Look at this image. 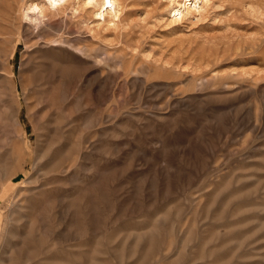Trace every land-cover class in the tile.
<instances>
[{
  "label": "rangeland",
  "instance_id": "374dc122",
  "mask_svg": "<svg viewBox=\"0 0 264 264\" xmlns=\"http://www.w3.org/2000/svg\"><path fill=\"white\" fill-rule=\"evenodd\" d=\"M29 1L0 0V264H264V0H123L86 52L28 43Z\"/></svg>",
  "mask_w": 264,
  "mask_h": 264
},
{
  "label": "bare ground",
  "instance_id": "6f19581e",
  "mask_svg": "<svg viewBox=\"0 0 264 264\" xmlns=\"http://www.w3.org/2000/svg\"><path fill=\"white\" fill-rule=\"evenodd\" d=\"M18 1V0H17ZM166 6L164 13L171 18V22L180 23L183 20L198 19L208 9H212V0H165ZM5 2V1H4ZM30 2V1H29ZM123 0H39L31 1L28 4L27 12L30 14L28 19L32 23L31 27L25 29V38L28 43L34 42L35 44L42 45V47L56 48V47H67L68 48H78L79 51H90L87 45H80L77 43L74 33L71 27L74 24L81 25L85 24L84 14L91 16L95 23L94 29H101L102 25H106L108 28L112 29V32L116 30L120 24L121 17L124 11L125 5H123ZM9 3V0H8ZM14 3V2H13ZM21 3V2H20ZM28 3V2H27ZM6 4V2L4 3ZM25 4V3H24ZM4 6V5H2ZM7 6H11L10 4ZM127 6V5H126ZM17 7V6H16ZM15 7V8H16ZM128 7V6H127ZM4 9V8H3ZM13 9V8H11ZM5 10V9H4ZM16 13V12H14ZM7 14V13H6ZM13 15V14H12ZM7 16V15H5ZM4 17V16H3ZM9 17V16H8ZM7 17V18H8ZM26 17V16H25ZM2 20V16L0 17ZM5 18V17H4ZM6 18V19H7ZM5 19V20H6ZM14 19V18H13ZM46 19V20H45ZM56 19L55 21H53ZM4 20V21H5ZM10 20V19H9ZM170 20V19H169ZM196 21V20H195ZM170 22V21H169ZM178 25V24H177ZM15 26V25H14ZM85 27L89 29V27ZM71 27V28H70ZM107 28V29H108ZM81 29V28H80ZM93 29V30H94ZM92 30V29H91ZM103 30V29H102ZM82 31V30H81ZM108 31V30H107ZM117 32V31H116ZM111 33V32H110ZM114 33V32H113ZM102 35V34H101ZM96 36V35H94ZM109 36V35H108ZM115 36V35H114ZM92 37V36H90ZM104 38V37H103ZM116 38V37H115ZM92 40V39H91ZM107 40V39H106ZM25 41V40H24ZM83 41V40H81ZM110 41V40H109ZM26 42V41H25ZM89 42V41H88ZM103 42V41H102ZM98 43V42H97ZM104 43V42H103ZM118 43V42H117ZM27 44V43H26ZM32 44V45H35ZM125 44V43H124ZM96 45V44H95ZM121 45V44H120ZM98 46V45H97ZM110 46V45H109ZM39 47V46H38ZM119 47V46H118ZM77 49V50H78ZM54 50V49H53ZM76 50V49H75ZM95 50V49H94ZM98 50V48H97ZM101 50V49H100ZM50 51V50H49ZM106 51V50H105ZM109 52V51H108ZM94 53V51L90 52ZM42 54H44L42 52ZM108 55V54H107ZM105 55V56H107ZM126 55V54H124ZM122 55V56H124ZM89 56V55H88ZM103 56V54H102ZM104 56V58H106ZM35 57V56H34ZM44 57V56H43ZM96 57V56H93ZM92 57V58H93ZM117 55L114 57L116 58ZM37 69V68H36ZM8 82V81H7ZM12 88V87H11ZM37 99V98H36ZM40 100V99H39ZM45 101V100H44ZM14 105V104H13ZM38 105V104H37ZM60 107V106H59ZM58 107V108H59ZM51 108V107H49ZM54 108V107H53ZM5 109V108H4ZM46 109V108H45ZM6 110V109H5ZM36 110V109H35ZM55 111V110H54ZM63 111V110H62ZM56 113V112H54ZM57 114V113H56ZM63 114V113H62ZM52 115V114H51ZM9 116V115H8ZM17 123V118L14 119ZM8 118V117H7ZM46 118V116H45ZM51 118V117H50ZM37 119V118H36ZM40 119V118H39ZM58 119V118H57ZM38 120V119H37ZM46 120V119H45ZM50 122V121H49ZM57 122V121H56ZM48 123V120H47ZM37 124V123H36ZM44 124V123H43ZM47 125V124H46ZM51 126V124H50ZM55 126V125H54ZM60 126V125H59ZM47 129V128H46ZM49 130V128H48ZM55 130V129H54ZM57 131V130H56ZM42 132V131H41ZM44 132V131H43ZM48 134V133H47ZM46 134V135H47ZM52 134V133H51ZM58 134V133H57ZM45 136V135H44ZM50 136V135H49ZM40 137V136H39ZM45 139V138H44ZM47 139V138H46ZM40 140V139H39ZM48 140H46L47 142ZM45 142V143H46ZM81 142V141H80ZM58 145V144H57ZM46 146V144H45ZM56 147V146H55ZM59 148V146H58ZM48 149V148H47ZM60 150V148H59ZM55 151V150H53ZM61 152V151H60ZM56 154V153H55ZM58 154V152H57ZM41 155V154H40ZM51 156V154H50ZM40 157V156H37ZM57 157V156H56ZM55 157V158H56ZM65 157V156H64ZM41 158V157H40ZM38 158L37 161L40 160ZM54 158V157H53ZM60 158V157H57ZM56 158V159H57ZM42 160V159H41ZM40 160V161H41ZM52 160V158H51ZM35 160V163L37 162ZM42 162V161H41ZM66 162V161H65ZM44 163V162H43ZM67 163V162H66ZM65 163V164H66ZM51 164V163H50ZM49 164V165H50ZM62 165V163H60ZM64 165V164H63ZM62 165V166H63ZM48 166V163H47ZM61 167L59 164L57 167ZM65 166V165H64ZM66 167V166H65ZM45 168V167H44ZM43 168V169H44ZM64 168V167H63ZM108 169V168H107ZM62 170V169H60ZM56 171V170H55ZM64 171V169H63ZM39 172V171H38ZM61 172V171H59ZM92 172V171H91ZM108 172V171H107ZM57 173V172H56ZM97 173V172H96ZM94 173V174H96ZM106 173V172H105ZM51 175V174H50ZM94 176V175H93ZM96 177V176H95ZM98 177V176H97ZM96 177V178H97ZM35 180V179H34ZM28 181V180H27ZM38 181V180H37ZM45 181V180H44ZM99 181V180H98ZM68 182V181H67ZM93 182V181H92ZM89 183V180H88ZM87 183V184H88ZM58 184V183H57ZM56 184V185H57ZM93 184V183H92ZM53 185V183H52ZM91 185V184H90ZM44 186V185H43ZM47 186V185H46ZM89 186V185H88ZM98 186V185H97ZM28 187V186H27ZM43 188V187H42ZM58 188V187H57ZM83 188V187H82ZM88 188V187H87ZM40 189V188H39ZM99 189V188H98ZM101 189V188H100ZM25 190V189H24ZM30 190V189H29ZM81 190V189H80ZM104 190V189H103ZM19 192V191H18ZM28 192V191H27ZM35 192V191H32ZM17 193V191H16ZM38 194V193H37ZM74 194V193H73ZM29 195V194H28ZM86 195V194H85ZM38 196V195H36ZM61 196V195H60ZM63 196V195H62ZM17 197V196H16ZM19 197V196H18ZM31 198V197H30ZM34 198V197H33ZM88 199V198H87ZM24 200V199H23ZM79 200V199H78ZM33 201V200H32ZM36 201V199H35ZM87 202V200H85ZM23 202V201H22ZM40 202V201H39ZM89 202V201H88ZM42 203V202H41ZM29 205V204H28ZM23 207V206H22ZM39 207V206H38ZM34 209V208H33ZM24 210V208H23ZM91 212V211H90ZM93 214V213H92ZM52 215V214H51ZM29 216V215H28ZM13 221V220H12ZM87 223V222H86ZM82 226V225H81ZM28 229V228H27ZM35 230V229H34ZM35 237V236H34ZM60 240V239H59ZM6 244V243H5ZM7 246V245H6ZM17 254V252L15 253ZM25 255V254H24ZM23 257V256H22ZM29 259V258H28ZM47 259V258H46ZM28 261V260H27Z\"/></svg>",
  "mask_w": 264,
  "mask_h": 264
}]
</instances>
